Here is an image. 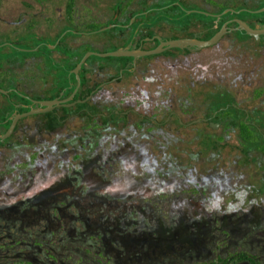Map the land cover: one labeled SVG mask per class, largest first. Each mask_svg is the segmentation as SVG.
I'll use <instances>...</instances> for the list:
<instances>
[{
    "label": "flooded vegetation",
    "instance_id": "af4514ba",
    "mask_svg": "<svg viewBox=\"0 0 264 264\" xmlns=\"http://www.w3.org/2000/svg\"><path fill=\"white\" fill-rule=\"evenodd\" d=\"M97 1L0 11V135L16 121L0 140V218L45 221L27 231L42 254L31 264H257L264 0H178L187 27L175 30L132 29L137 17ZM225 26L210 47L83 62Z\"/></svg>",
    "mask_w": 264,
    "mask_h": 264
},
{
    "label": "trees",
    "instance_id": "16d2710c",
    "mask_svg": "<svg viewBox=\"0 0 264 264\" xmlns=\"http://www.w3.org/2000/svg\"><path fill=\"white\" fill-rule=\"evenodd\" d=\"M140 1V2H139ZM178 0H98L96 3V7H105L112 12H115L117 9L121 11L123 19L121 20L123 23L129 22V14H132L134 17H137V21L132 29L138 27L141 23H146L145 26L149 28V25H169L173 30L176 28H186L187 22L184 20L177 21L175 18L180 17L184 14L179 7L175 6ZM75 7V0H70L68 4V11L71 14ZM221 10H224L222 7ZM145 12L148 13L147 16ZM140 13V14H138ZM142 13V14H141ZM162 15V16H161ZM161 17L157 20V17ZM191 18L195 19H206L205 16L199 14H192ZM212 19V18H208ZM213 20V19H212ZM102 25H96L92 27V29H100ZM195 34L191 32L190 35H186L189 37H195ZM184 38V37H178ZM2 199L0 198V206ZM18 220H12L11 218H0V264H31L34 262L33 257L35 259H39L42 257L41 253H34L31 249L34 243L29 245L31 242L27 231L29 230H44L43 226L45 224L44 220H38V225H34L32 222L29 223V227L26 228L28 222L26 218H21L20 216L16 217ZM26 230V232H25ZM37 257V258H36ZM251 254L249 253H241L238 255L236 260H250ZM35 260V262H36ZM257 264H260L258 259H254ZM45 262L44 259L41 260V264ZM223 260H219L216 264H223ZM35 264V263H32Z\"/></svg>",
    "mask_w": 264,
    "mask_h": 264
},
{
    "label": "water",
    "instance_id": "95a60500",
    "mask_svg": "<svg viewBox=\"0 0 264 264\" xmlns=\"http://www.w3.org/2000/svg\"><path fill=\"white\" fill-rule=\"evenodd\" d=\"M264 11V8L260 10V12ZM192 12H199V11H191ZM205 15H209L208 13L205 12H201ZM118 15V12L116 14V17ZM134 18H131V24L133 23ZM240 24L245 27L241 21H239ZM115 25H109L106 26L104 28H102L100 31H106L108 29H111L112 27H114ZM228 32L226 26L223 27L221 30H219L218 32H216L211 38L203 40V39H199L197 37H184V38H171V39H163L162 37H157V39L160 41V44L152 50H145L142 48H135L132 45H128L124 48L115 50L113 52H109V53H105V54H100V53H88L84 59L83 62H85L87 60V58L90 55H98L100 57H124V56H134V57H142V56H151V55H155V54H160L163 53L164 51L168 50V49H181V50H185V49H189V48H206V47H210L213 46L215 44H217L219 42V40H221L223 38V36ZM249 32L251 34H255L253 32H251L249 30ZM0 92L4 95H9L7 91L3 90L0 88ZM60 102L58 100H54V101H46L44 103H42V105L46 106L48 109L51 108L54 104H59ZM47 110V109H46ZM36 110H32L26 114H24V116H28L30 114L36 113ZM16 121L11 125V127L9 128V130L6 132V134L4 135H0V140H5L6 138H8L14 131V127H15Z\"/></svg>",
    "mask_w": 264,
    "mask_h": 264
},
{
    "label": "rangeland",
    "instance_id": "374dc122",
    "mask_svg": "<svg viewBox=\"0 0 264 264\" xmlns=\"http://www.w3.org/2000/svg\"><path fill=\"white\" fill-rule=\"evenodd\" d=\"M49 1L50 0H46V1L45 0H0V11L4 13L5 12H15L17 14L20 11L26 10L29 5H32L36 7L37 9H39L40 6H47V7L52 8L53 10H56L57 8H63L65 6V0H51V2ZM87 8L89 7L87 6ZM3 28L5 30L9 29L8 24H4ZM2 162H3V159H1L0 161V166H2ZM167 224L172 225L171 222H167ZM210 240H211V237L208 238V243H211ZM177 246L180 247V245H177ZM188 247H191V238L189 239ZM178 250L180 251V249ZM252 250L259 257V260L261 261V263L264 264V242H259L257 244L255 243V248H253ZM33 260L34 261L36 260L35 257H33ZM64 262L65 264H71L72 260H64ZM179 262H182L181 257H179Z\"/></svg>",
    "mask_w": 264,
    "mask_h": 264
}]
</instances>
